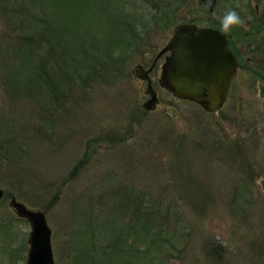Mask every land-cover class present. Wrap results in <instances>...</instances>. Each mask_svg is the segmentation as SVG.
Returning <instances> with one entry per match:
<instances>
[{
    "label": "rangeland",
    "instance_id": "374dc122",
    "mask_svg": "<svg viewBox=\"0 0 264 264\" xmlns=\"http://www.w3.org/2000/svg\"><path fill=\"white\" fill-rule=\"evenodd\" d=\"M179 1L170 24L148 20L139 29V48L111 80L83 86L77 72L70 77L73 67L63 65L70 84L57 90L52 73L51 84L34 86L31 98L9 92L0 79V187L9 193L0 201V264H26L28 256L31 225L10 207L12 196L46 213L55 264H264L259 95L243 93L241 107L239 92L237 101L208 113L160 86L163 55L150 74L159 103L150 112L142 106L147 82L134 69L149 68L175 25L207 8L199 0ZM225 5L221 0L219 10ZM6 16L0 9L2 45L14 34ZM75 40L80 46L71 64L84 77L89 46ZM167 215L170 230L181 233L177 247L166 244L170 255L140 259L139 248L155 233L149 228L157 230Z\"/></svg>",
    "mask_w": 264,
    "mask_h": 264
},
{
    "label": "trees",
    "instance_id": "16d2710c",
    "mask_svg": "<svg viewBox=\"0 0 264 264\" xmlns=\"http://www.w3.org/2000/svg\"><path fill=\"white\" fill-rule=\"evenodd\" d=\"M180 5L179 0H0V9L8 17L2 19L10 24L8 29L14 33L5 45L0 43V79L9 92L31 98L37 91L34 86L51 84L52 73L58 77V82H54L57 90L60 85L70 84L69 71L64 70L63 65L73 67L70 77L77 72L83 86L98 79L111 80L122 72L129 53L139 48L142 36L139 29L145 28L148 20L167 26L175 17L173 10ZM206 21L212 24L210 19ZM73 26H78L75 33H72ZM79 37L88 43L87 53L91 55L83 65L84 77L79 70L81 66L71 64L75 62L74 48L80 46L75 38ZM54 96L57 98L56 94ZM80 165L75 166L73 173ZM8 197L6 192L4 198ZM168 218L167 215L166 222L157 230L149 228L150 233H155L150 234V238L147 236L144 250L139 248V258L144 256L147 261H154L152 255L156 252L163 256L167 251L171 254L164 245L168 244L171 249L177 247L181 233L170 230ZM218 248L217 245L215 251Z\"/></svg>",
    "mask_w": 264,
    "mask_h": 264
},
{
    "label": "water",
    "instance_id": "95a60500",
    "mask_svg": "<svg viewBox=\"0 0 264 264\" xmlns=\"http://www.w3.org/2000/svg\"><path fill=\"white\" fill-rule=\"evenodd\" d=\"M216 0L211 1L212 10ZM169 52L162 65L160 86L174 97L188 100L201 106L208 113H218L224 106L229 85L236 73L237 61L228 48L225 34L212 27L196 23H179L167 44L160 50L150 68L139 64L135 75L147 81L145 90L148 99L143 108L150 112L159 103L157 90L153 87L150 72L161 56ZM263 94V92H262ZM264 191V179L258 180ZM6 191L0 187V201ZM9 205L19 218L31 225L26 264H55L52 248V228L42 210L31 209L12 196Z\"/></svg>",
    "mask_w": 264,
    "mask_h": 264
},
{
    "label": "flooded vegetation",
    "instance_id": "af4514ba",
    "mask_svg": "<svg viewBox=\"0 0 264 264\" xmlns=\"http://www.w3.org/2000/svg\"><path fill=\"white\" fill-rule=\"evenodd\" d=\"M199 1L207 8L201 11L195 19L202 18L204 21L210 19L212 24L209 25L206 21V25H200L201 19L180 23H196L200 26L221 30V20L230 9L236 11L243 21L242 25L233 27L230 32L225 33L228 48L233 52L237 61L236 73L230 82L225 105L230 101L232 103L237 101V94L241 92L240 105L242 107L243 93L253 90L262 100L264 113V0H226L222 11L219 10L221 0H216L212 10L210 9L212 0Z\"/></svg>",
    "mask_w": 264,
    "mask_h": 264
},
{
    "label": "clouds",
    "instance_id": "9594fccd",
    "mask_svg": "<svg viewBox=\"0 0 264 264\" xmlns=\"http://www.w3.org/2000/svg\"><path fill=\"white\" fill-rule=\"evenodd\" d=\"M243 21L239 17L236 11L228 10L221 20V34H225L231 31L233 27L240 26Z\"/></svg>",
    "mask_w": 264,
    "mask_h": 264
}]
</instances>
